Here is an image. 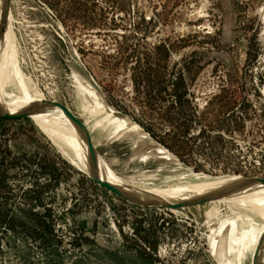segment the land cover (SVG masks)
Returning a JSON list of instances; mask_svg holds the SVG:
<instances>
[{"label": "rangeland", "instance_id": "rangeland-1", "mask_svg": "<svg viewBox=\"0 0 264 264\" xmlns=\"http://www.w3.org/2000/svg\"><path fill=\"white\" fill-rule=\"evenodd\" d=\"M9 4L11 61L16 56L27 85L84 122L113 173L140 189L264 178V0ZM4 88L19 93L12 81ZM94 90L146 135H115L123 122L92 110ZM40 123L50 122L0 117V264H219L208 231L221 221L239 246L228 243L225 256L239 264L245 254L252 264L254 240L236 236L251 227L232 204L219 203L221 220L209 222V202L150 207L124 199ZM157 146L163 153L152 154ZM246 210L256 223L264 219Z\"/></svg>", "mask_w": 264, "mask_h": 264}, {"label": "bare ground", "instance_id": "bare-ground-1", "mask_svg": "<svg viewBox=\"0 0 264 264\" xmlns=\"http://www.w3.org/2000/svg\"><path fill=\"white\" fill-rule=\"evenodd\" d=\"M5 10L4 0H0V29L2 27V16ZM10 12L11 8L9 7L7 17L5 18V29L3 33L0 32V111L8 115H17L38 107L39 103L41 102L45 103L50 101H48L46 99V96L43 95L40 91H36L33 86L27 85L26 80L29 83L31 81L30 79H28V77H26L25 74L21 72L20 68L16 66V56H14L13 61H11L13 56L11 49L16 52L17 48L14 47L16 37L13 36L14 34L12 33L11 29L13 19ZM11 81L16 84V88L14 89H18L17 92L19 93L15 94L12 91H6L4 87L8 86ZM78 87L80 90L85 91L83 89L85 88V81L79 80ZM93 94H95L96 98L99 100L98 104L90 105V102L86 98L87 104L92 107L93 111L96 112L97 110L101 109L102 112L106 113L105 118H107V122H123L121 123L120 128H118L114 132L115 135L118 134L119 131H122L121 134H123L124 132L127 133V131H135L141 133L139 137H144V135H146L144 131H140V127L136 123L130 122L126 118L119 117L113 107H107L103 99L101 100L98 91H95L94 93L92 92V95ZM89 99H91L93 103H95L96 101L94 95H90ZM30 117L33 120H36L37 123L40 122V120L49 121V124H38L39 126H42V131L47 134L48 137L53 141V143L56 144L60 149H62L63 152L67 154L72 161H74V163H77L78 165L86 168L87 170L85 169V171L95 172V169L92 167L91 155L89 152V148H87L84 134L81 133L74 120L71 119V117L68 116L62 108L57 105H45L44 108L40 109V111L38 112L33 113ZM86 118L88 120L89 117ZM92 145L93 148H95L93 142ZM152 149V154L156 155L158 153H163L161 146L153 147ZM97 156V160L99 162L97 172L102 179H104L113 187L115 186L123 191L134 194L135 196H138L143 200L145 199L147 201L158 203L168 201L167 203L169 204L176 203L186 205L190 201L192 202L194 200H199L202 198L215 197L218 194L223 193L226 189H231V187L235 188L239 186V189H235V191L231 190L226 195L217 197V200L209 202L212 205L207 211L208 221L211 222L212 220L216 221L218 218L220 219L219 216L221 210L218 204L222 202L232 204V208L236 207L235 209L239 210L237 211V213L241 217H245L243 215L246 214L249 216L251 215V213L248 214L246 208H248L253 213L257 212L260 216L264 215V181H248V178L245 180H241L238 176H224L216 177V179H213V181L209 182V179L207 178L208 180H202V182L200 183L189 182L185 185L182 184L184 186H167L168 188H156L155 186H152L154 188L140 189L136 186L135 182L131 180H125L123 177L113 173L108 167L107 163L103 161L98 153ZM243 209L246 210V214H244L245 212H242ZM224 224L222 221L219 222L218 227H220V230H218V232L215 231L216 228H214L212 225H209L211 227L209 229V236L213 239V244H211V246L216 252L215 259L217 262L219 260L225 262L226 264H234L233 261H230V259L225 256V252L228 249V243H236V251L239 250V246L237 243L238 240L236 241L235 236H232V238H230L232 233L231 225L227 224L223 226ZM262 228L263 231L261 230L262 232L258 237L256 244L255 241H252V264H264V257L259 255L264 246V226ZM253 230L257 235L260 232L258 228ZM236 236L239 237L240 242H242L244 238H246V233H243L242 230H238L237 228ZM233 247L234 246H232L231 248ZM242 257L245 258V254L241 255L242 261L239 264L245 263L244 258Z\"/></svg>", "mask_w": 264, "mask_h": 264}, {"label": "water", "instance_id": "water-1", "mask_svg": "<svg viewBox=\"0 0 264 264\" xmlns=\"http://www.w3.org/2000/svg\"><path fill=\"white\" fill-rule=\"evenodd\" d=\"M4 5H5V11L3 12V22H2V27L0 29V32L3 33L4 29H5V18L7 17V13H8V9L10 7V4H9V0H4ZM45 105H50V106H54V105H57L59 106L60 108H62L64 110V112L71 117V119L74 120L75 124L77 125L78 129L81 131L82 134H84L85 136V141H86V144H87V148H89V152H90V155H91V162H92V167L95 169V172H91L89 171V174L91 177H93V179L99 184L101 185L102 187H104L105 189H107L108 191L114 193V194H117L118 196H121L122 198L124 199H127V200H131L133 202H136V203H139V204H142V205H147V206H150V207H159V206H175V205H178V206H184V207H188V206H192V205H200L202 203H205V202H210V201H213V200H217V197L221 196V195H226L227 193H229L231 190L232 191H235V189H239V186L237 187H231V189H226L224 190L223 193L221 194H218L217 196L215 197H210V198H202V199H199V200H194V201H190L188 202V204L186 205H182V204H169L167 203L168 201H165V202H153V201H147V200H143L141 198H139L138 196H135L134 194H131V193H128L126 191H123L117 187H113L112 185H110L108 182H106L104 179H102L99 175H98V160H97V152L95 150V148H93V145H92V141H91V134L88 132V130L86 129V126L84 124V122L79 119L77 117V115L66 105H64L63 103L59 102V101H56L54 100V102H41L39 103L38 107L30 110V111H25V113H21V114H17V115H8V114H4L0 111V117L3 118V119H6V120H11V119H18V118H23L25 116H31L33 113L35 112H38L40 111V109L44 108ZM116 114L119 116V117H123V118H126L128 119V121L130 122H133L132 119L120 112V111H116ZM140 131H144L143 128H139ZM126 134V133H124ZM252 180H255V181H264V178H250L248 177V181H252ZM151 202V203H150ZM208 233H210L208 231ZM218 263L219 264H226L225 262L223 261H219L218 260ZM228 264V263H227Z\"/></svg>", "mask_w": 264, "mask_h": 264}, {"label": "flooded vegetation", "instance_id": "flooded-vegetation-1", "mask_svg": "<svg viewBox=\"0 0 264 264\" xmlns=\"http://www.w3.org/2000/svg\"><path fill=\"white\" fill-rule=\"evenodd\" d=\"M250 219H251V221H250ZM238 220L243 221V223H247L246 226L251 227L247 230V232H245L246 233L245 237L249 238V239H253L255 241V244H256L258 237L260 236L261 232L263 231L262 227L264 226V219H262L261 223H256V220L252 216H251V218L250 217H240ZM253 226L255 227V229L259 226L260 232L258 233V235L255 234V231L253 230L254 229ZM243 229H245V227L242 228L241 230H243Z\"/></svg>", "mask_w": 264, "mask_h": 264}]
</instances>
